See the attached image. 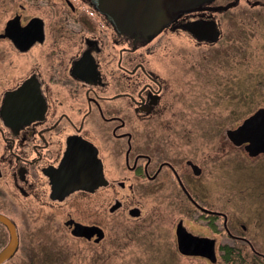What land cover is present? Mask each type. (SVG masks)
<instances>
[{
	"label": "flooded vegetation",
	"instance_id": "af4514ba",
	"mask_svg": "<svg viewBox=\"0 0 264 264\" xmlns=\"http://www.w3.org/2000/svg\"><path fill=\"white\" fill-rule=\"evenodd\" d=\"M215 1L151 37L90 0H0V264H113L134 247L153 264H264V198H226L219 160L226 140L264 153L168 126L157 53L216 45L195 36L220 32L231 4Z\"/></svg>",
	"mask_w": 264,
	"mask_h": 264
},
{
	"label": "rangeland",
	"instance_id": "374dc122",
	"mask_svg": "<svg viewBox=\"0 0 264 264\" xmlns=\"http://www.w3.org/2000/svg\"><path fill=\"white\" fill-rule=\"evenodd\" d=\"M255 1L214 2L232 5L215 15L220 25V41L217 39L216 45L182 51L179 49L182 42L176 39L173 41L176 51H172L173 47L170 52L157 53L161 59L160 74L169 76L177 97L167 115L171 116L168 126L175 132L182 130L193 135L202 131L209 151L221 140L225 130L236 128L257 109L264 108V0H259L262 6ZM196 55L199 61L191 65L188 59ZM179 117L182 119H175ZM216 159L210 162L214 166ZM247 159L242 148L233 150L226 140L222 158H219L224 196L235 198L245 209L248 206L245 202H250L253 196L264 198V157L256 162ZM218 173L216 168L209 167L210 179L214 176L215 180ZM122 261L153 264L148 256L142 257L136 247L112 253L110 262L124 264Z\"/></svg>",
	"mask_w": 264,
	"mask_h": 264
},
{
	"label": "water",
	"instance_id": "95a60500",
	"mask_svg": "<svg viewBox=\"0 0 264 264\" xmlns=\"http://www.w3.org/2000/svg\"><path fill=\"white\" fill-rule=\"evenodd\" d=\"M214 0H90L94 8L112 23L118 32L155 36L177 14L196 9ZM203 26V27H201ZM201 28L203 32H201ZM195 36L214 42L219 31L213 21L199 24ZM227 138L236 146L246 144L249 156L264 153V108L257 109L234 129L226 130ZM12 245V244H11ZM0 252V262L9 257L13 247ZM183 253H187L181 248Z\"/></svg>",
	"mask_w": 264,
	"mask_h": 264
}]
</instances>
